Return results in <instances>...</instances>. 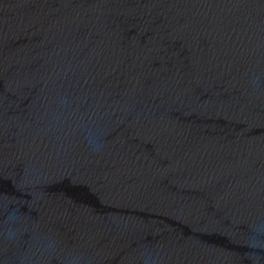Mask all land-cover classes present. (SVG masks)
<instances>
[{"label": "water", "instance_id": "obj_1", "mask_svg": "<svg viewBox=\"0 0 264 264\" xmlns=\"http://www.w3.org/2000/svg\"><path fill=\"white\" fill-rule=\"evenodd\" d=\"M0 264H264V0H0Z\"/></svg>", "mask_w": 264, "mask_h": 264}]
</instances>
